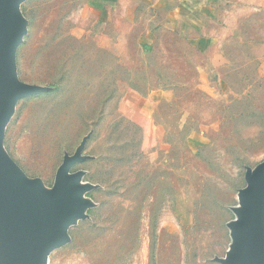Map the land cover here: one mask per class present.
I'll list each match as a JSON object with an SVG mask.
<instances>
[{"label":"rangeland","instance_id":"rangeland-1","mask_svg":"<svg viewBox=\"0 0 264 264\" xmlns=\"http://www.w3.org/2000/svg\"><path fill=\"white\" fill-rule=\"evenodd\" d=\"M91 3L17 7L15 76L45 91L16 101L1 148L48 193L85 158L68 171L79 216L47 264H228L264 164V0H223L227 31L202 54L161 17L146 31Z\"/></svg>","mask_w":264,"mask_h":264},{"label":"water","instance_id":"water-1","mask_svg":"<svg viewBox=\"0 0 264 264\" xmlns=\"http://www.w3.org/2000/svg\"><path fill=\"white\" fill-rule=\"evenodd\" d=\"M24 0H0V264H47L50 252L67 240L66 228L79 216L78 175L69 168L83 161L81 148L60 166L54 191L28 180L5 155L1 139L17 100L45 91L19 82L14 53L26 33V21L17 7ZM247 211L235 226L239 248L228 264H264V164L247 178Z\"/></svg>","mask_w":264,"mask_h":264},{"label":"crops","instance_id":"crops-1","mask_svg":"<svg viewBox=\"0 0 264 264\" xmlns=\"http://www.w3.org/2000/svg\"><path fill=\"white\" fill-rule=\"evenodd\" d=\"M222 2L223 0H93L90 5L104 18L116 12V17L122 21L131 26H141L146 31L156 28L159 25L156 20L161 17L162 34H173L194 52L202 54L213 49L227 31L221 19ZM141 10L147 13L143 22L140 19ZM151 36L147 34V38Z\"/></svg>","mask_w":264,"mask_h":264}]
</instances>
